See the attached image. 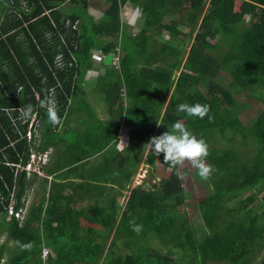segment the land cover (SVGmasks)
<instances>
[{
    "label": "trees",
    "instance_id": "trees-1",
    "mask_svg": "<svg viewBox=\"0 0 264 264\" xmlns=\"http://www.w3.org/2000/svg\"><path fill=\"white\" fill-rule=\"evenodd\" d=\"M25 1L28 6L36 2ZM55 1L42 0V4L56 20L57 29L67 34L62 48L56 33L47 36L45 22L17 27L14 12H19L20 0H0V92L12 95L0 96V106L11 109L31 105L44 124L39 138L32 135L27 139V124H14L7 112H0V235L15 244L14 252L0 264H43V249L49 250L44 264H180L183 259L186 264H256L258 258L259 264H264V0H243L238 13L233 11L234 0H102L107 8L96 24L86 13V0H71L73 6L64 20L56 10L51 11ZM126 3L141 12L139 31L134 35L120 26L119 10ZM175 15L180 19L172 20ZM65 20L69 22L66 28ZM178 24L195 34L183 61L179 57L184 49L157 40L161 28L176 38L179 33L173 29ZM32 34L35 38H30ZM109 37L116 39L107 41ZM182 43L186 44L185 40ZM93 52L119 54L117 67L102 62L104 74L97 75L92 83L94 90H100L101 84L100 92L106 93L107 114L112 119L116 114L125 116L126 126L131 124L128 144L135 146V154L126 155L124 163L133 168L153 129L168 131L175 122L208 143L207 162L217 169L210 180L202 181L190 164L180 168L184 180L185 170H190V179L195 180L193 189L202 190L201 199L190 203L196 210L191 222L182 209L190 192L182 187L174 170L152 189H132L120 214L115 196H106L104 184L110 181L120 190L124 186L120 176L128 181L134 169H124L115 178L108 169L99 170L88 157L92 154L84 152V144L93 136L89 131L78 132L77 124L87 120L95 125L99 120L87 115V102L76 99L74 106L72 98L78 91L81 98L85 96L81 84L92 65ZM58 55L62 57L60 63H56ZM156 61L159 65L154 66ZM138 64H142L141 70ZM180 66L184 70L174 80L173 73ZM223 72L228 76L224 83L213 80ZM114 75L116 83L107 81ZM121 86L127 104L118 94ZM46 94L55 101L65 128L44 122L48 119L40 102ZM251 102H260V106L255 111L253 108L249 125H245L240 115ZM181 103L210 105L212 119L179 113L177 105ZM74 108L85 116L78 115L77 124L71 119L72 113L77 114ZM64 113L71 116L62 117ZM70 120L75 127L67 128ZM135 121L144 126L135 125ZM97 126L103 141L120 129L118 122L99 121ZM228 132V146L216 148L214 135L223 137ZM80 136L84 140L78 145L70 142ZM92 145L86 148H103ZM30 150L50 152L48 162L41 167L44 175L32 173L27 178L25 171L15 173L16 166L28 162ZM50 158L54 160L51 164ZM156 158L169 169L162 154L151 153L147 161L154 165ZM72 175L88 182L72 186H68L69 181L58 182ZM37 179L40 182L33 189ZM96 180V195L89 196L95 197L93 205L74 215L70 203L75 191L87 189L92 185L89 181ZM65 186L73 192L70 196L62 194ZM28 190L36 199L19 221L15 214L25 208ZM132 221L142 226L139 235L132 230ZM151 235L161 243L179 247L183 255L172 259L170 252H159L148 240ZM121 241L120 247L128 252L115 256L116 244ZM26 244L31 248L23 249ZM3 255L0 247V261Z\"/></svg>",
    "mask_w": 264,
    "mask_h": 264
},
{
    "label": "rangeland",
    "instance_id": "rangeland-1",
    "mask_svg": "<svg viewBox=\"0 0 264 264\" xmlns=\"http://www.w3.org/2000/svg\"><path fill=\"white\" fill-rule=\"evenodd\" d=\"M89 9H91V14L95 17V21H97V23L99 22L100 18L103 17V12L106 10L107 5L102 1V0H89ZM244 1L243 0H234L233 3V11L234 12H239L243 6ZM185 7H187L185 5ZM132 9V10H131ZM131 13V14H130ZM128 16V17H127ZM119 17H120V26L123 27L124 29L128 30L130 28V30H128V33H131L132 35L137 34V32L139 31V24L141 22V12L134 6L130 5L129 3H126V5L121 6L120 10H119ZM136 18V19H135ZM174 19H180L179 16L175 15L172 20ZM136 20V21H135ZM245 21L247 22V19H245ZM175 30L177 33H179V35H177L176 38H173L170 34L171 31H167L166 29H160L159 33L157 34V40H161V41H166L170 44H172L174 47H176L175 49H184V53L181 54V56L179 57L180 60H184L186 57L185 52H187L190 48V46L194 43L193 39H194V35L190 33V31L187 29V27H185L183 24H180L179 26H176ZM195 33V32H194ZM107 41H111L114 42V40L116 38L112 37V38H105ZM185 40L186 44L182 43V41ZM210 44L214 43V40L211 39L209 40ZM156 47V46H155ZM118 51V50H117ZM119 52V51H118ZM185 54V55H184ZM107 55H111V62L110 64L113 66H117L118 65V58H119V54H113L109 53ZM106 55H103L101 53L98 52H93V54L91 55L90 58V62L92 63V65L88 68V72L82 82V91L84 92L85 96H84V101H86L89 106L90 109H88L87 111V115H95V112L97 111L98 116L104 118L106 116V112L103 111V107H104V103H103V99L106 100V93L104 91H101V84L100 86V90H97L96 93L93 94V92L95 91L93 88V83L92 80L97 77V75H103L104 74V70L102 69V67L100 66V64L103 62V57ZM61 56H58L57 61L60 63V60L62 59ZM181 61V64H182ZM154 66L159 65L158 61L153 62ZM109 66V65H107ZM142 65L139 64L138 67H141ZM99 70V71H98ZM183 68L182 66H180L177 70L174 71L173 73V79L175 80L180 72H183ZM228 76L226 75V73H222L221 75H219L217 78H213V80L217 81L220 80L221 82H225V79H227ZM107 81L112 82V83H116L115 80V75L111 78H106ZM108 84V83H107ZM106 84V85H107ZM105 85V87H106ZM119 84L117 83L115 86L118 88ZM201 93H205V90L202 88V86L199 87ZM117 90V89H116ZM93 94V95H92ZM98 99L101 101L99 104H97ZM167 102V100H165V103ZM252 105H249L248 107L246 106V108L243 110V112L240 115V120L241 122H243L245 125H249V118L251 117V115L254 113V111L257 109L258 106H260V102L253 103L251 102ZM77 104L76 100L74 101L73 105L75 106ZM93 110H92V109ZM253 108L254 111H253ZM73 112H77L75 110V108L73 109ZM78 115L81 117H85L83 115V112H80L78 114L76 113H72L71 119L74 121L73 124H77L78 122ZM46 122L49 126L51 125L49 122ZM71 120H70V125L71 124ZM135 125L139 124V126H144V124H142L141 122L135 121L133 122ZM42 125H44L42 123V120L38 119L35 122H32V127L34 128V136H36V138H38L40 136V131L42 128ZM29 126V124H28ZM73 127H75V125H72ZM51 129V128H50ZM54 130V129H52ZM85 131H89L91 133V136H93V138L97 139L99 137H97V135L99 134V132H97V127H95L94 125H90V122H87L85 124ZM167 129L165 128H160V129H153L152 132V137L154 136H159L162 133L166 132ZM128 129L125 130H120L118 131L116 134H113V136H110L107 138V141H103L100 140L99 141V145L97 147L102 148L104 146H106V148H102L99 151H97V166L100 169L102 168H106L109 171H111L110 175L118 178L117 175L122 172V170H129L131 171V169H134V171L131 173L130 178L128 181L124 180V178L122 176H120V180L122 181V183H125V185L123 186L122 189L118 190L116 187L117 186H111L110 181L106 184H104L103 186H105V194L110 195V196H115L116 201L118 202V213L120 214L121 211L124 208L125 205V201L127 200V198L129 197L130 191L132 189H143V187H147L149 189H152L154 185H156L160 180L161 177L163 179H165L170 170L166 167H163L160 163H159V159L156 158L154 160V165H151L148 163L147 159L150 156L151 153H154L151 149H149L147 146H145L144 150L142 151V154H140V158L139 160L136 162V164L134 165L133 168H131L130 165H128L127 163L123 162V159L126 155H134L135 151L134 148L131 146H129L128 142ZM101 134V133H100ZM28 135V134H27ZM231 135L230 132H228V134H226L223 137H220L218 134L214 135V146L216 148L221 149L222 147H226L228 146V142L226 141V139L229 138V136ZM28 139V136H26ZM102 137V134H101ZM111 137H113V139H111ZM239 137V136H238ZM75 140V141H74ZM79 140V141H78ZM80 140H84L81 139V136L78 139H73V141L70 142H76V145H78L80 142ZM118 140L120 141V143L115 147V142ZM107 142V144H105ZM236 144H239L238 140H235ZM125 145V146H124ZM124 146V147H123ZM123 147V148H122ZM116 148H119L121 151V153H117L116 152ZM122 148V149H121ZM247 149V148H246ZM245 151V150H244ZM33 153L34 156L36 157V159L40 158V153H36L33 152V150H30V154ZM29 154V155H30ZM49 160V157H48ZM52 161H54L52 158H50L49 163L51 164ZM94 160H92L93 162ZM185 165L188 166V163L186 162ZM116 172V173H114ZM190 174H192L190 172V170H185V180L184 178H181V183H182V187L185 189L186 192H190V194H188L186 196V205H184L182 207V209L184 211L187 212V218L189 219V221L191 222L190 219L193 218V215L196 216V210H193L190 206L191 202H194L195 200H200L202 197V190H198L197 192L196 190L193 189L192 185H195V180H191L190 179ZM40 175H44V172H40ZM31 179V178H30ZM76 176L72 175V178L67 176V179L63 181L58 180V182L60 184L63 183H70V185L68 186H72L73 184H82L83 182H88L87 179H80ZM98 179V178H97ZM162 179V180H163ZM119 180V179H118ZM40 180L37 179L36 181V185L33 187V189L35 187L38 186ZM92 182V181H89ZM92 185L89 186L87 185V189L86 188H81V189H77L73 196V201L72 203H70V207H72V213L74 215H78L81 214L82 212L88 211V210H83L81 211V209L84 208H88L91 205H93V201L95 200V197L89 198V196H95L96 195V189H97V180L94 183H91ZM106 186H110L113 188H108ZM32 191V190H31ZM30 190H28L27 192V196L25 199V208L22 209L21 212L18 211L17 214H15V216L17 217V219L19 221H21V218L23 217L24 213L26 212V208L28 205H30V203L35 200L36 198L33 199V191L31 192ZM73 193L71 191V189L67 186L64 187V190L62 192V194L66 195V196H70V194ZM79 194V195H78ZM261 196V195H260ZM260 196H257V199H259ZM105 198V197H104ZM103 197H101V199H104ZM37 201V200H36ZM64 202V201H62ZM233 203V202H232ZM11 208L8 210V217L10 214ZM75 218H72V220H74ZM80 232H82L79 229ZM203 232V230H199V234H201ZM142 234V233H141ZM151 238L148 239L151 241V244L154 246V248H156V250H158L161 253H166V252H170L171 255H169L170 257L175 258L178 256H182L183 253L180 251L179 247H172L171 244L168 243H161L159 242L155 237H153L152 235L150 236ZM14 242L10 241L8 239H6L5 235H0V247L3 249V257L1 259V263L6 262L7 260V256L9 253H13L15 246H14ZM119 248L117 250H115V252L117 254H114L115 256L118 255H124L127 254L128 250L121 248L120 246H122V241L118 242L116 244ZM106 249L102 252V255L104 256V254L106 253ZM259 258L257 259V261H255L256 264H259ZM42 263L44 264V260L41 259ZM180 264H186V261L183 259L181 260ZM207 264H228L225 261L222 262H209Z\"/></svg>",
    "mask_w": 264,
    "mask_h": 264
},
{
    "label": "clouds",
    "instance_id": "clouds-1",
    "mask_svg": "<svg viewBox=\"0 0 264 264\" xmlns=\"http://www.w3.org/2000/svg\"><path fill=\"white\" fill-rule=\"evenodd\" d=\"M57 62L58 61L56 58V63ZM118 94L121 97L122 101L127 100L126 92L123 86L119 88ZM40 106L46 110L48 122L53 127L62 126L63 121L58 114V108L56 106L55 101L50 96L46 94L41 100ZM210 110V105L207 104L181 103L177 105V111L179 113H184L189 118H198L201 120H203L205 117H208L209 120L212 119V117L209 115ZM14 111L15 113H17V111L20 112L21 119L25 121L29 120L32 115L33 122L38 120V118H36L37 114L35 111L33 112V108L31 105H26L21 108H19L18 106L14 108ZM168 129V131L162 133L161 135L152 137L150 141L146 144V146L153 152H155L158 156H161L162 154L163 162L169 165V170L175 171V174L178 178H183L180 172V168H182L187 162L191 165L192 168L197 170L198 175L202 181L210 180L212 178L213 173L217 171V169L212 164L207 162V158L210 155V147L208 143L202 138L198 139L190 130H188L186 126H184L180 122L173 123ZM32 135L35 134L34 128L32 127L31 123V125L28 126L26 136L31 139ZM49 154V151L40 153V158L36 159L34 154L31 153L29 155V160L26 165H18L17 169H19V172L25 171L27 178H29L32 173L40 175V172H42L41 167L48 162ZM11 212L12 209L10 211L9 216L11 215ZM130 223H132L133 225L132 230L137 235H139L142 231V226L135 224V221H132ZM22 248L30 249L31 244L23 245ZM45 251L49 250H42L41 259H44V257L47 255L45 254Z\"/></svg>",
    "mask_w": 264,
    "mask_h": 264
},
{
    "label": "crops",
    "instance_id": "crops-1",
    "mask_svg": "<svg viewBox=\"0 0 264 264\" xmlns=\"http://www.w3.org/2000/svg\"><path fill=\"white\" fill-rule=\"evenodd\" d=\"M36 2H34L33 4H30L29 6H28V4H27V2L25 1V0H20V2H19V5H18V8L20 9L19 10V12H14V15H15V17H16V20H18L19 22H18V24H17V27H19V29H22L23 27H26L27 25H29L31 22H34V21H42V22H45V26L47 27V36L49 37V36H51V35H53L54 33H56V36H57V40H60V43H61V47L60 48H62V46L64 47V46H66V43H64L63 44V40L65 41V36L67 35L65 32H61L60 30H58L57 29V22H56V20H54L53 18H52V16L50 15V13H49V9H47V8H44V6H43V4H42V0H35ZM86 2H87V9H86V13H87V15L88 16H90L91 18H92V22H93V24H96L97 23V21H95V17L91 14V9H89V0H86ZM124 5H126V4H124ZM123 5V6H124ZM73 6V4L71 3V0H64V1H59V0H56L55 2H54V6H52V9L53 10H51L52 12H54L55 10L57 11H55L56 12V14H59V15H61L62 16V18L63 19H61V20H64V19H67L68 17H67V15H68V11H69V9L71 8ZM132 10V9H131ZM236 13H238V12H236ZM131 14V13H130ZM27 17V19L28 20H26L24 17ZM67 17V18H66ZM128 17V16H127ZM136 19V18H135ZM136 21V20H135ZM68 24H69V22L67 21V20H65V24H64V27L66 28V26H68ZM75 25V24H74ZM73 25V26H74ZM180 24H178V25H174V29L176 28V26H179ZM18 29V30H19ZM52 29V30H51ZM48 30H50V32L48 31ZM54 30V31H53ZM128 30H130V28L128 29ZM22 31V30H21ZM35 36L36 35H34V34H32L31 36H30V38H35ZM33 40V39H32ZM60 54V53H59ZM58 56H60V55H58ZM58 56L56 57V58H58ZM118 62H119V59H118ZM109 65H111V64H109ZM139 65V64H138ZM142 65V64H141ZM113 66V65H112ZM117 67V66H116ZM137 69H139V70H141L142 69V66L141 67H138L137 66ZM85 78V77H84ZM120 78V77H119ZM82 85H81V89H82ZM119 90V89H118ZM94 93H96V90L93 92V94ZM92 94V95H93ZM2 95H4V96H12V95H9V94H7L6 92H4V93H1L0 92V96H2ZM80 95V93H79V91H78V94H73V97L74 98H72V102L74 103V101L76 100V99H78V101L79 100H84V98H81V96H79ZM122 100V99H121ZM70 102H71V100H69ZM77 101V102H78ZM127 101L128 100H125V101H122L123 103H125V104H127ZM86 102V101H85ZM101 101L98 99V102H97V104H99ZM103 103H104V107H103V111H105L106 112V116L104 117V118H102V117H100V116H98V114H97V111L95 112V116H96V119L97 120H99V121H101V123L102 122H104V121H107V122H109V123H111V124H113V123H116V122H118V124L120 125V129H119V131L120 130H125V129H128V127H130L131 126V124H128L127 126H126V124H125V116H119L118 114H116V116H114V118L112 119V116H109V114H107V111L109 110V108L107 107V106H105V102H104V100H103ZM0 104H1V102H0ZM89 105V104H88ZM19 108H21L20 106H19ZM92 109V108H91ZM10 110V111H9ZM93 110V109H92ZM3 111H5V112H7V116H8V118H9V120H10V122H14V124L17 122V125H19V126H21V125H24V124H27V127H26V132L28 131V124L29 125H31V123L33 122V115L31 116V118L29 119V120H27V121H25V120H23V119H21V113L20 112H18L17 111V113H15V114H10L12 111L13 112H15L14 111V108H11V109H8V108H4V106H0V112H3ZM9 111V112H8ZM69 113V112H68ZM69 116H71V115H69V114H63L62 115V117H65V118H67V117H69ZM15 119H14V118ZM108 118V119H107ZM73 121V120H72ZM99 121H96L95 122V127H97L98 128V126H97V124H99ZM124 121V122H123ZM88 121L86 120V121H81L80 123H78L77 124V128H78V132H83V131H85L84 129H85V124L87 123ZM13 125V124H12ZM16 125V126H17ZM69 125H70V122H69ZM46 126H48V125H46ZM72 125H70V126H68L67 128H69V127H71ZM66 127V124L65 125H63V126H61L60 128H65ZM56 131V130H55ZM47 132H48V134L49 133H51L50 132V130L49 129H47ZM98 132V131H97ZM97 137H99V138H97V139H95V138H91V139H89L88 140V142L87 143H85L84 144V152L85 153H88V154H92L91 156H88V157H90V160L92 161V160H94L93 161V163H95V164H97V161H95V160H97V150H91V149H87L86 148V145H90V144H92L93 143V145L92 146H94V147H97L98 145H99V141L100 140H102L101 139V136H98L97 135ZM39 138V137H38ZM98 140V141H97ZM120 143V141L118 140V142L116 141L115 142V147L118 145ZM128 143V142H127ZM107 146V145H106ZM106 146H104L103 148H106ZM125 146V145H124ZM123 146V147H124ZM122 147V148H123ZM121 148V149H122ZM116 152L117 153H121V152H123V151H121L119 148H116ZM87 157V158H88ZM71 162H73V160L71 161ZM125 163H127V161H125ZM17 172H19V169H17V166H16V174H17ZM91 183H94V181H92ZM123 185H125V183H123Z\"/></svg>",
    "mask_w": 264,
    "mask_h": 264
},
{
    "label": "water",
    "instance_id": "water-1",
    "mask_svg": "<svg viewBox=\"0 0 264 264\" xmlns=\"http://www.w3.org/2000/svg\"><path fill=\"white\" fill-rule=\"evenodd\" d=\"M110 62H111V55H106L105 57H104V64L105 65H109L110 64Z\"/></svg>",
    "mask_w": 264,
    "mask_h": 264
},
{
    "label": "built area",
    "instance_id": "built-area-1",
    "mask_svg": "<svg viewBox=\"0 0 264 264\" xmlns=\"http://www.w3.org/2000/svg\"><path fill=\"white\" fill-rule=\"evenodd\" d=\"M45 254H48V251H45Z\"/></svg>",
    "mask_w": 264,
    "mask_h": 264
}]
</instances>
